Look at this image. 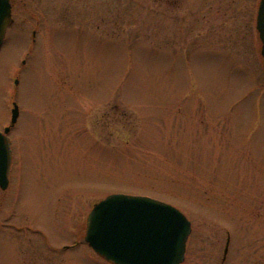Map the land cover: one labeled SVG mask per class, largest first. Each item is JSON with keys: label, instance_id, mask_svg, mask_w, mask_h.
Instances as JSON below:
<instances>
[{"label": "rangeland", "instance_id": "rangeland-1", "mask_svg": "<svg viewBox=\"0 0 264 264\" xmlns=\"http://www.w3.org/2000/svg\"><path fill=\"white\" fill-rule=\"evenodd\" d=\"M246 2H17L0 48V131L20 111L0 264H109L85 234L111 194L181 210L182 264H264V72Z\"/></svg>", "mask_w": 264, "mask_h": 264}, {"label": "water", "instance_id": "water-1", "mask_svg": "<svg viewBox=\"0 0 264 264\" xmlns=\"http://www.w3.org/2000/svg\"><path fill=\"white\" fill-rule=\"evenodd\" d=\"M11 5L0 0V47L12 23ZM258 31L263 42L264 0L258 16ZM19 116L14 104L12 125ZM0 132V188L9 187L12 154L8 133ZM192 232L191 221L176 207L146 197L111 194L96 203L87 219L85 240L112 264H182Z\"/></svg>", "mask_w": 264, "mask_h": 264}, {"label": "flooded vegetation", "instance_id": "flooded-vegetation-1", "mask_svg": "<svg viewBox=\"0 0 264 264\" xmlns=\"http://www.w3.org/2000/svg\"><path fill=\"white\" fill-rule=\"evenodd\" d=\"M10 5H11V9H12V23L11 25L7 28V31H6V34H5V37H4V40H3V44L5 43V41L7 40V35L9 33V30L11 28L14 27L15 25V18L13 16V10L14 8L16 7V4L18 1L22 2L23 0H8ZM247 2V8L250 10L249 14H251V17H252V21L250 22V27L252 30H255L256 31V36H255V40L256 41V53H257V57L259 56L261 58V61H262V69H263V72H264V57L262 55V51H263V42L261 40V37H260V33L258 31V16H259V11L261 9V6L263 4V0H246ZM25 4V3H24ZM40 22H38V26L36 28H33V29H29L27 30L26 32L28 33L27 34V37L30 41H32V43L36 44L38 42V39H39V32H40V28L39 27V24ZM31 36V37H30ZM2 44V45H3ZM254 70V68H253ZM17 123V122H16ZM11 125V124H10ZM16 125V124H15ZM15 125H11V129H10V133L9 135L11 134V131L12 129L14 128Z\"/></svg>", "mask_w": 264, "mask_h": 264}]
</instances>
